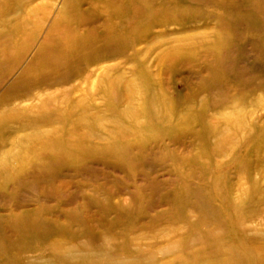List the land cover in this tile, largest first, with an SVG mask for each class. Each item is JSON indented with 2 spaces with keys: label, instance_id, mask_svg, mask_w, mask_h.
Segmentation results:
<instances>
[{
  "label": "rangeland",
  "instance_id": "1",
  "mask_svg": "<svg viewBox=\"0 0 264 264\" xmlns=\"http://www.w3.org/2000/svg\"><path fill=\"white\" fill-rule=\"evenodd\" d=\"M252 194L264 0H0V264H259Z\"/></svg>",
  "mask_w": 264,
  "mask_h": 264
},
{
  "label": "bare ground",
  "instance_id": "2",
  "mask_svg": "<svg viewBox=\"0 0 264 264\" xmlns=\"http://www.w3.org/2000/svg\"><path fill=\"white\" fill-rule=\"evenodd\" d=\"M22 119H27V118H25V116L23 114H19L15 117H14V115H8L6 117V121H8V120L14 121V120H22ZM259 198H261V199L259 200ZM259 198L254 197V194H252V195L248 196V199L246 202L243 201V203L236 204V209L238 210V215H239L241 220L252 219V218H256L257 215H261L262 210L260 208V202L264 201V196L259 197ZM245 203H246V206L242 208V206H244ZM239 211H240V213H239ZM260 245L262 247L264 246L262 244H260ZM222 249H224V248H222ZM222 249L219 248L216 252H214L213 255L206 256L204 259L205 264H238V261L241 260V257H237V255L235 256L234 253L230 254L226 250L221 251L222 252L221 253L220 250H222ZM222 257H224L225 260L219 262V260ZM217 259H219V260L217 261ZM212 261H217V262H212ZM258 263L264 264V252L263 251H261L258 255Z\"/></svg>",
  "mask_w": 264,
  "mask_h": 264
}]
</instances>
